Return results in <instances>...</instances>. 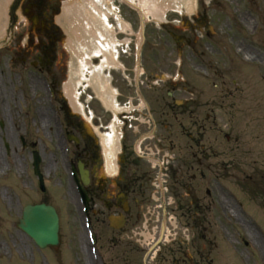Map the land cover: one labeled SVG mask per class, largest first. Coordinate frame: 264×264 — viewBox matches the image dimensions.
<instances>
[{
  "label": "rangeland",
  "instance_id": "1",
  "mask_svg": "<svg viewBox=\"0 0 264 264\" xmlns=\"http://www.w3.org/2000/svg\"><path fill=\"white\" fill-rule=\"evenodd\" d=\"M52 1L58 4L57 17L65 0ZM112 1V12L108 13L110 25L120 41H131L130 44L123 42L117 51L120 67L104 68L108 87L114 92V100L120 110L115 114L105 108L98 94L85 81L88 77H80L76 98H79L84 114L83 121L87 126L95 127L99 139L103 140L111 134L108 126L123 124L119 114L122 109L126 112L131 110L135 126L138 123L135 119L144 120L141 116L146 117V110L142 107L146 106L150 96L152 105L156 107L157 120L161 122L157 135L172 139L169 145L167 139L164 144L173 147L170 165L174 177L161 175L158 166L151 168L149 163L145 162L146 166L141 163L139 169L148 167L153 171V186L143 179L144 192L141 191L137 204H130L131 219L122 230L112 229L107 222V216L119 210L99 206V213L92 212V230L99 257L97 264H169L171 250H177L175 253L180 264H264V178L259 180L262 188L255 189L250 185V180H257L254 179L256 173L261 172L264 176V0H197L198 7L204 6L208 10L207 14L216 27L215 34L205 38L203 33H199L196 39L189 38V42L194 43L188 42L190 49L185 48L186 44L181 45L180 54L170 52L172 40L157 28L159 22L148 15L139 55V14L121 0ZM134 1L140 4V0ZM174 5L187 11L191 6L192 9L196 7V0H182L174 2ZM237 5L252 13V20L246 15L249 20L246 27L250 32L236 22L234 10ZM171 7L161 11L162 16L168 15ZM18 12L12 11L13 23L9 28L6 24L0 38V264H38L35 257L44 255L42 264H93L81 213L69 183L68 189L41 194L38 188H34L35 182L30 177L32 167L28 153L23 160L22 153L16 155L15 136L23 134L27 142L41 147L45 163L54 164L58 147L54 145L55 140L50 142L48 137L52 134L43 125L48 136L44 142L34 127L38 124L35 113L48 106L44 98V78L59 81L60 86H64L72 70L63 31L55 42V59L48 69L45 66L38 68L40 63L45 64L43 58L47 51H39L25 60L26 50L36 49L30 47L27 37L30 24ZM116 16L126 24L125 34L118 28ZM238 43L249 53L237 49ZM38 55L42 56L41 60L39 63L35 61L33 67L30 64ZM172 89L176 90V97L188 96L185 92L191 91L199 97L201 107L193 116L170 111L161 113L169 103L164 97L165 92ZM64 96L58 88L59 103L60 97L68 103ZM189 96L193 98L191 93ZM216 104L221 108H215ZM195 115L205 123L206 153L201 163L203 167H200L205 177L191 184L187 181L196 168L186 161L188 141L178 124L189 123ZM167 121L172 124L164 130L163 123ZM52 125L55 128V123ZM149 127L143 124L142 131H149ZM126 130L131 139L137 135L135 127H132L133 132L128 127ZM227 134L230 136L228 141ZM157 152L146 156L161 163ZM6 165L8 175H20L29 189L16 180H1ZM162 165L166 166L165 163ZM58 175L63 181L68 179L65 172L60 171ZM164 178L167 179L163 183ZM167 180L170 184L166 192L164 185H167ZM207 180H213V186L206 183ZM7 184H12L13 190L4 188ZM205 185L213 189L212 194L206 195ZM15 188L16 192L21 190L19 198L15 195ZM189 193L199 196L200 207L189 205ZM40 197L55 205L60 224L58 244L43 252L17 227L22 205ZM188 205L193 210L189 211ZM194 211L198 214L192 218ZM162 228L163 238L156 248L159 255L155 257V252H149ZM49 250L59 258L58 261Z\"/></svg>",
  "mask_w": 264,
  "mask_h": 264
},
{
  "label": "bare ground",
  "instance_id": "2",
  "mask_svg": "<svg viewBox=\"0 0 264 264\" xmlns=\"http://www.w3.org/2000/svg\"><path fill=\"white\" fill-rule=\"evenodd\" d=\"M10 0H0V38L6 27L7 7ZM131 1V0H130ZM176 0H140L144 8L145 16L152 15L160 18L163 10ZM111 0H67L62 4L61 14L57 21L67 34L66 47L74 59L73 79L89 77L91 86L98 93L103 105L109 107L115 113L118 108L112 100L113 94L105 83L104 68L117 64L115 50L117 39L115 29L109 25L108 12L112 8ZM162 11V12H161ZM117 17V16H116ZM118 18V17H117ZM119 29L127 27L119 20ZM99 57L98 65L93 66V57ZM87 80V79H86ZM89 80L87 82L89 83ZM75 82L71 79L64 85V94L71 103L75 96ZM113 137L105 138L106 161L114 149Z\"/></svg>",
  "mask_w": 264,
  "mask_h": 264
},
{
  "label": "flooded vegetation",
  "instance_id": "3",
  "mask_svg": "<svg viewBox=\"0 0 264 264\" xmlns=\"http://www.w3.org/2000/svg\"><path fill=\"white\" fill-rule=\"evenodd\" d=\"M75 129L79 134V138L74 144L72 153L77 168L81 165L82 169L87 173V182L83 184L80 180L87 198L93 202L95 196L103 192L107 194L122 193L126 196V190L130 186V182L122 176H119L114 181V186L112 188L107 187V183L98 176L99 165H97V161L99 156L97 146L95 145L93 139L85 132L81 124L77 123ZM105 202L108 206H112L110 201L106 200Z\"/></svg>",
  "mask_w": 264,
  "mask_h": 264
},
{
  "label": "water",
  "instance_id": "4",
  "mask_svg": "<svg viewBox=\"0 0 264 264\" xmlns=\"http://www.w3.org/2000/svg\"><path fill=\"white\" fill-rule=\"evenodd\" d=\"M25 209L23 221L24 228L33 234L40 245L45 243H54L56 236V218L52 210L45 206H35Z\"/></svg>",
  "mask_w": 264,
  "mask_h": 264
}]
</instances>
